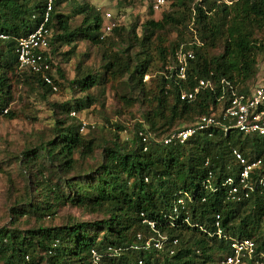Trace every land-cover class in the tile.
Returning <instances> with one entry per match:
<instances>
[{
  "label": "trees",
  "instance_id": "trees-1",
  "mask_svg": "<svg viewBox=\"0 0 264 264\" xmlns=\"http://www.w3.org/2000/svg\"><path fill=\"white\" fill-rule=\"evenodd\" d=\"M70 1L55 0L50 13L51 67L52 57L73 58L81 41L100 49V70L77 63L68 87L82 96L53 103L51 134L38 136L35 145L24 146L14 157L24 171V187L9 209L10 228L0 227V264H93V250L101 256L99 264H225L235 239L251 240L257 253L264 252V187L256 183L264 175V159L251 173L254 189L246 197L241 190L232 199L224 185L241 169L232 151L255 161L262 155L264 138L216 128L210 136L197 133L182 145L159 142L182 125L218 112L221 80L239 94L253 88L259 57L264 58V0H228L229 5L170 0L158 20L144 8L142 24L136 21L128 31L116 25L104 36L92 6L77 5L69 15L62 12ZM46 2L0 0V35L5 36L0 39V118L13 120L21 114L10 107L18 86L45 100L54 93L39 75L20 70L14 54L17 39L39 25ZM192 19L203 44L186 48L194 57L185 81L166 78L164 67L189 40ZM65 46L68 50L62 52ZM55 72L63 78L60 68ZM51 78L59 86L52 72ZM200 80H210L213 90H202L190 102L179 99L180 90L189 91ZM118 84L125 90L119 97L126 108L137 103L143 107V125L136 128H146L153 137L146 151L137 133L125 140L116 133L94 138L84 135L80 121L70 115L98 103L92 90L100 94ZM179 199L182 204H176ZM66 206L95 217L79 221L68 216L52 224ZM158 236L164 237L160 250L131 248ZM108 247L121 251L113 256Z\"/></svg>",
  "mask_w": 264,
  "mask_h": 264
},
{
  "label": "rangeland",
  "instance_id": "rangeland-1",
  "mask_svg": "<svg viewBox=\"0 0 264 264\" xmlns=\"http://www.w3.org/2000/svg\"><path fill=\"white\" fill-rule=\"evenodd\" d=\"M82 4H88L97 10L101 26L105 22L103 16L105 13H110L115 24L123 27L126 31L136 21L140 25L146 20L145 10L137 0H73L63 6L62 12L69 15L72 8ZM160 15L161 11H155L152 18L158 20ZM74 21L78 23L79 18L75 17ZM139 31L140 26L138 33ZM76 43V54L69 61L61 59L60 56L52 57V76L59 84L57 91L49 94L45 100L33 90L18 86L14 90V100L10 107L20 111L21 114L13 120L0 118V227L10 228L9 209L20 197L24 187L22 177L24 171L18 168L14 157L19 156L24 146L35 145L38 136L47 137L51 134L55 116L51 106L53 103L72 102L82 96L76 90L68 87L69 82L75 77L77 63L81 62L82 68L90 67L95 71L100 70V49L91 47L86 42L78 41ZM67 50L68 47L65 46L61 51ZM56 68L61 69L62 79L55 72ZM147 75L151 76L154 73ZM151 78L145 81L143 78V82L148 83ZM263 80L264 58L259 57L258 74L253 87L264 86ZM121 85L111 87L112 89L107 87L100 94L98 91H91V94L96 96L98 103L88 106L73 116L85 126L82 130L84 135L88 132L91 137L108 139L112 137L113 133H116L120 140L131 139L137 133L136 125L138 123L143 125V107L137 103L132 108H126L119 97L125 92ZM116 126L121 127L122 130H117ZM185 126L182 125V128ZM150 140H153L152 136ZM58 215V219L52 224L60 223L68 216L75 217L79 221H88L95 217L67 206L61 208ZM23 227L25 225H20V228Z\"/></svg>",
  "mask_w": 264,
  "mask_h": 264
},
{
  "label": "built area",
  "instance_id": "built-area-1",
  "mask_svg": "<svg viewBox=\"0 0 264 264\" xmlns=\"http://www.w3.org/2000/svg\"><path fill=\"white\" fill-rule=\"evenodd\" d=\"M142 4L143 8H148L153 11H164L169 4L170 0H137ZM216 4L224 3L231 4L228 0H214ZM55 0H47L39 25L35 30L30 32L24 37L17 39L14 54L18 68L20 70H28L34 74L40 76L42 81L51 86L52 90L57 91V87L53 84L51 78L52 67L50 64L49 39L50 30L48 28V22L50 13ZM104 24L101 26L102 36L108 35L116 26L113 16L110 13H105ZM189 32V40L182 43L174 54L173 63L167 64L164 67L163 74L166 78H175L176 80L185 81L186 71L193 60L194 54L192 51L187 50L189 46L200 47L202 46L201 40L198 38L197 31L194 28L193 19L187 25ZM5 36L0 35V39H4ZM154 75H145L144 81ZM221 94L218 101L222 102L221 108L218 112L212 113L208 116L198 117L191 125L172 131L168 135L160 139V143L163 145H175L184 144L189 138L197 133L209 132L214 129L223 130L225 133L228 131H234L243 136H257L264 138V86H255L250 92L245 94H239L233 84L228 81L221 80ZM213 90V85L210 80H200L197 85L187 91L180 90L179 99L182 101H193L202 90ZM71 116H75V113H70ZM85 128L81 124L80 131ZM137 136L140 138L143 144V151L147 149V142L150 141L151 134L144 128L137 132ZM234 159L241 167L239 173L236 176H230L225 179L224 185L228 187V195L233 199L239 191H243L244 196L254 189V185L251 182V173L253 169L259 167L264 159V145L262 146V155L259 159L249 162L240 152L236 149L232 151ZM257 185L264 187V175L257 180ZM176 204H182L179 199ZM218 219V216L216 217ZM149 227L153 229V224L147 222ZM215 227H219L218 222H215ZM220 231L217 229V235ZM140 235H137V240H140ZM164 237L158 236L154 239H149L141 244H136L131 247L133 250L148 249L151 246L157 250L162 247V241ZM176 240L172 241L175 245ZM121 251V248L108 247L107 252L113 256H117ZM172 253V251L170 252ZM100 254L96 251H91V260L93 264H99ZM28 259V257H26ZM244 260L251 261L253 264H264V252L257 253L255 244L248 239H235L230 244V252L225 257V264H243ZM138 261L137 264H141Z\"/></svg>",
  "mask_w": 264,
  "mask_h": 264
}]
</instances>
